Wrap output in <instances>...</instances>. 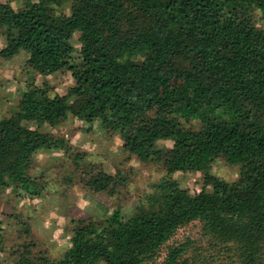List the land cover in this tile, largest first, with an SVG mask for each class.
Wrapping results in <instances>:
<instances>
[{
	"label": "trees",
	"instance_id": "1",
	"mask_svg": "<svg viewBox=\"0 0 264 264\" xmlns=\"http://www.w3.org/2000/svg\"><path fill=\"white\" fill-rule=\"evenodd\" d=\"M66 1L33 0L16 10L0 0L6 35L0 58L25 50L35 71H70L75 79L56 96L47 85L29 84L18 110L0 120V194L11 183L34 197L46 193L43 176L28 172L42 147L71 155L75 170L63 180V193L75 180L111 196L127 186L121 169L94 171L67 138L24 123L55 126L69 112L92 125L101 119L110 135L120 131L129 156L167 175L128 217L118 205L105 218H74L71 244L58 261L33 251L29 220L8 214L18 233L13 264H179L191 240L171 247L159 263L161 249L193 221L237 247L234 264H264V0H70L71 14L57 20ZM76 31L80 61L71 44ZM164 139L173 146L158 148ZM220 158L240 165L237 180L207 173L204 189L191 193L171 178Z\"/></svg>",
	"mask_w": 264,
	"mask_h": 264
},
{
	"label": "rangeland",
	"instance_id": "2",
	"mask_svg": "<svg viewBox=\"0 0 264 264\" xmlns=\"http://www.w3.org/2000/svg\"><path fill=\"white\" fill-rule=\"evenodd\" d=\"M9 2L14 9L24 8L33 0H1ZM70 0L57 7L56 19L62 20L71 14ZM260 16V13L257 12ZM81 32L76 31L71 44L76 48L75 59L80 61L79 49ZM6 44L5 28L0 30V45ZM28 52L22 50L13 58H0V120L11 116L18 110L19 102L31 83L47 85L50 95L66 94L75 84L70 71H58L43 74L35 71L27 63ZM183 125L198 128L197 120L181 118ZM30 128L52 134L55 137H65L72 148L85 152L84 161L94 165V171L103 170L115 173L121 169L128 175V184L116 195L97 193L89 189L83 182H73L66 193L62 184L65 177L72 175L75 166L70 153L56 147H42L33 156V164L29 174L42 177L47 182L46 193L39 197L31 196L22 187L11 183L0 194V227L6 229V242L3 251L0 250V264H13L15 261L10 249L18 243L17 228L14 217L10 213L22 214L32 225L31 240L33 251L44 252L50 261H58L63 257L73 237L72 220L78 217L93 215L95 218H105L110 211L120 205L126 217L132 214L142 202L147 203V195L156 190V183L167 175L158 165L141 163L135 156H129L123 149L120 131L110 135L104 128L103 121L97 119L93 125L69 112L66 121L59 125L42 124L36 121H25ZM172 139L159 140L158 148L172 147ZM207 173L232 182L239 178L240 165L229 164L225 159H217L211 168H200L196 171H177L171 178L181 187L191 193L204 189V179ZM87 176V175H84ZM208 186L206 190H211ZM9 214V215H8ZM187 240L192 241L191 247L185 252L179 264L187 259L189 264H234L237 260V247L217 242L211 235L205 233L200 221H193L177 230L171 240L165 244L158 259L162 263L171 247L179 246ZM100 264H105L101 261Z\"/></svg>",
	"mask_w": 264,
	"mask_h": 264
}]
</instances>
